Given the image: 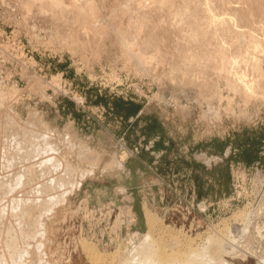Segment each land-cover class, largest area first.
<instances>
[{
	"label": "rangeland",
	"instance_id": "1",
	"mask_svg": "<svg viewBox=\"0 0 264 264\" xmlns=\"http://www.w3.org/2000/svg\"><path fill=\"white\" fill-rule=\"evenodd\" d=\"M76 1L78 15L65 7L68 2L0 0V121L14 114V122L46 128L56 155L79 170L76 187L65 183L71 190L44 217V264H92L82 243L127 260L147 232L146 212L157 217L156 246L173 235L197 248L224 222L234 231L233 218L241 210L250 213L249 229L236 239V251L222 253L224 264L264 262V52L242 46L250 35L263 44L264 17L253 12L254 28L241 26L251 31L245 36L241 24H232L239 31L232 26L226 39L223 23L215 21L218 29L206 22L205 13L200 12L207 18L198 15L208 6L226 20L229 11L214 7L215 0H171L162 9L155 0ZM231 3L250 10L242 0ZM140 5L138 12L134 7ZM150 34L154 39L142 44ZM228 38L241 45L230 47L234 41ZM216 40L227 46V59H236L232 67L242 71L237 74L247 72L245 79L251 78L259 93L245 100L208 73L201 57L214 54ZM204 82L217 83L210 87L221 100L206 97ZM201 155L214 159L210 164ZM38 259L32 254L23 264ZM100 259L110 264L107 257Z\"/></svg>",
	"mask_w": 264,
	"mask_h": 264
},
{
	"label": "bare ground",
	"instance_id": "2",
	"mask_svg": "<svg viewBox=\"0 0 264 264\" xmlns=\"http://www.w3.org/2000/svg\"><path fill=\"white\" fill-rule=\"evenodd\" d=\"M44 1L50 3L51 5H54V6H56L59 3L61 4L62 2L64 5H66V3H64V2L69 3V0L68 1L67 0H44ZM170 1L171 0H155L154 4H155L156 8L158 6L160 9H162V8H165V6L168 5V3ZM206 1L210 3V0H206ZM233 1H236V0H215V2L213 1L215 3V4L213 3L214 7H218L222 10L224 9L225 11L227 10V13L229 11L227 17H225V18H227L226 20H223L222 17H220L221 13H224V12H219L218 14H220L219 15L220 18L217 19L218 17L215 16V14H214L215 12H213V14H211V11H209L210 9L208 6H204L203 8L200 7V10L198 11L199 12L198 15H201V17H204L205 15L202 16V14H200V12L203 14L205 13L208 16L209 19H206L207 20L206 22L217 21V24H220V25L223 23L222 24V26H223L222 30L225 32L221 31L222 33H224L223 34L224 36L222 38H226L225 37V35L227 36L226 31L228 32L230 30H234L231 28L232 26H234L232 24H235V25L241 24V25H238V26H240L239 27L240 28L239 33L241 35L244 34V32H245V34H249L251 31L248 32L246 30H241V28L243 29V27H241V26H245V25L247 27L248 26L249 27L254 26L253 24L255 23V20H253L254 19L253 18L254 17L253 12H255V11H259V13H258L259 17H260V15H261V17H264V0H242L243 4H244V2L247 3L248 10L249 9L252 10L253 16L251 15V12H249L250 10L247 11V10H245V8L243 9L242 7L240 8V7L231 6L233 4L231 2H233ZM77 2L78 1H76V0H70V4L67 3L68 6H65V7L70 8V9L72 8L73 10H75L76 5H78ZM130 3L132 4L133 2H130ZM209 3L208 4L206 3L204 5H209ZM141 5H140V7H134V8H136L137 11H138V9L141 10V8H142ZM199 5H201V4H199ZM233 5L235 6V4H233ZM28 6H29V4H28ZM58 6H60V5H58ZM132 7H133V5H132ZM134 8H132L133 10L130 9V11L131 10L133 12L136 11ZM75 11H76L75 14L78 15L77 10H75ZM195 12L196 11H194L193 13H195ZM128 14H126V15H128ZM135 14H136V12H135ZM225 14H226V12H225ZM229 14H231L232 16H229ZM196 15H197V13H196ZM193 18H196V17L193 16ZM139 19H142V18H139ZM144 19L145 20H142L143 21L142 24L148 23L147 17ZM193 21H195V20H193ZM196 21H195V24L196 23L198 24L199 19L197 22ZM226 21H228V23ZM201 22H203V21L200 20V23ZM209 22H208V24H209ZM192 23H194V22H192ZM205 24H202V26ZM227 24L231 25V26L228 28ZM262 24H263V22H261V26L263 28L264 24L263 25ZM133 25L134 24L129 25L130 26L129 29H131V31H133V28L135 31L136 25H135V27ZM180 25L181 24H179V26ZM195 26H194V28H195ZM215 26L218 28V25H216V22H215ZM234 27H236V30H238L237 26H234ZM191 28H190V31L193 33ZM200 28L198 31H201ZM206 28H209V27L206 26ZM218 29H216V30H218ZM212 30H215V28ZM220 30H221V28H220ZM262 30H260V31H262ZM131 31H129V32L131 33ZM256 31H257V29H256ZM260 31H258V32H260ZM127 32H128V29L126 31V34H127ZM201 32H203V31H201ZM196 33L197 32L195 31V34H193V35H196ZM235 33H236V35L239 34V33H237V31ZM253 33H255V32H253ZM260 33H262V32H260ZM203 34H204V32H203ZM211 34L212 33H210V35L209 34L208 35L211 37ZM228 34H230V33L228 32ZM245 34H244V36H245ZM200 35H202V34H200ZM192 36H189V37H192ZM203 36L204 35H202V37ZM185 37H186V35H185ZM189 37H187V39ZM202 37H199V38H201V40L203 41L204 37L203 38ZM236 37H234V38H236ZM193 38H197V37L195 36ZM237 38H239V37H237ZM247 38H246V40H247ZM152 39H154V35L150 34V36H147V38H146V43H142V44L147 45V44H149V42L152 41ZM228 39H229V41L226 40L225 41L226 43H227V41L230 42V40H231L230 38H228ZM249 39L250 40L248 42L246 41L247 44L248 43L249 44L248 45L247 44L242 45V46H246V47H249L252 49L258 48V51L260 48V51L264 52V42L262 45L260 42H256L255 40H254L255 41L254 42L251 35H250ZM208 40L212 41L211 38ZM220 40H221V38H220ZM205 41H206V37H205ZM216 41H214V42H216ZM223 41H224V39H223ZM233 41L235 42L236 40L234 39ZM259 41H261V40H259ZM181 42H182V39H181ZM217 42H216V46H214L215 44L213 45V43H212V45L216 48V50H215L216 52L213 50L214 51L213 55H211L212 53L207 55V52H206L205 53L206 56L201 57V59L203 58L202 60H204V61L200 60L203 62V63L202 62L201 63L204 64L208 70L203 67L204 65L202 67L205 70H207L208 73L211 72L210 75H213L216 77V78L214 77V80L217 79V77H218V79L219 78L223 79L225 81V83L228 84V85L226 84V86H228L231 91H233V90L236 92L238 91L237 94H239V93H240V95L242 94L241 96L246 98L245 100L250 99L253 96V93H259L256 90V87L254 85L255 83L253 84L252 81H251L252 83L249 82V80L251 78L249 77L250 78L249 80H247V78L245 79V77L248 76V75H246L247 72H246L245 76H244V74L238 75L237 73L242 72V71H240L241 69L238 70L236 68L238 71H240V72H237L236 69H234L232 67L233 63H234V65H236L235 64L236 59L235 60L233 58L231 60H229V58L227 59V57L225 55V52L227 51V49H225V48L227 46H225V44H223L224 42L223 43L221 41H220V43H219V41H217ZM234 42H230L227 44L229 46L231 45L232 47H234V46H236V44H238V43H236L237 42L236 41L235 44L233 45ZM208 43H210V42H208ZM257 43H260V44H257ZM186 44H184L182 46V48L183 47L185 48ZM203 44H204V42H203ZM244 44H245V42H244ZM193 45H195V44L193 43ZM240 45L238 44V46H240ZM208 46H209V44H208ZM211 46H210V48H211ZM124 47H127L125 42H124L123 48ZM204 47L207 48L206 45ZM204 47H202V48L204 49ZM249 48H247V49H249ZM187 49H189V48H187ZM211 49H213V48H211ZM199 50L200 49L198 48V51ZM135 51H136V49H135ZM234 51H235V49H234ZM254 51H256V50H254ZM208 52H210V50H208ZM238 52H239V50H238ZM133 53H135V52H133ZM133 53L130 54L131 57H134L136 60L143 59L139 54H133ZM244 56H245V54H244ZM242 58H241V61H242ZM252 58H254V57H252ZM250 60H251V58H250ZM237 61H236V63H237ZM255 62H257V60H255ZM247 64H249V63H247ZM237 65H239V64H237ZM251 65L256 68L255 70L257 72H259L258 68H257V67H259V65L254 63V61L252 62ZM247 66H249V65H247ZM255 70L253 69V71H255ZM251 73H253V72H250V74ZM256 75L257 74L255 73V76ZM197 79H199V78H197ZM197 79H195V80H197ZM206 81H209V79L208 80L206 79L205 82ZM205 82L203 83V84H205L204 85L205 88H203V87L202 88L205 89V91H207V92L210 91V92L207 93V92L203 91L201 88H200L201 91L200 90L199 91L200 92L203 91V94H204V92H205V94L207 93L206 95H208V96H206V97H209V95H210V97L216 96L217 98L218 97L221 98L220 94L214 93L213 92L214 90H212V88H214L217 83L214 84L213 82H209V83H211L212 86H214L211 88L210 84H209V87H206L207 85ZM257 84L258 83H256V85ZM3 97H4V95L1 93L0 94V102L3 100ZM220 98H218V101L221 100ZM209 100H207V102H209ZM216 101H217V99H216ZM218 103L219 102H217L216 104H218ZM226 107H227V105H226ZM223 109H224V107H223ZM215 111H213V112H215ZM226 112H227V109H226ZM229 112H230V110H229ZM231 112H233V111H231ZM13 116H15V115L13 114ZM13 116H11V115L3 116L2 117L3 120L0 121V264H15V263L23 264V262H25L24 261L25 258H29L30 256L32 257V254L35 257H39V259H38L39 261L37 264H44L43 258H42L44 256V253H43V249L41 247V245H42V243H41L42 239L41 238L43 237L42 232H43L45 220H46L44 217H47L49 215L48 212H51L53 210V208H55V206L59 202L61 203L62 199L60 197L62 196V193H65L68 190H71L70 187L65 183L70 184L71 187H76V185L79 182L78 181V176H79L78 171L79 170L76 168V166L74 167V165H71L70 164L71 162L69 163V161L66 160L65 158L59 157L58 155H56V150L49 144L50 141L49 142L47 141V138H48L47 136L49 135L48 134L49 132H46L47 131V130H45L46 128H42L41 125H39V124L37 126H40L41 129H40V127H37V126L33 127L32 124L30 126L29 124L24 123L23 121L21 122L19 119H17V120H19L20 122H18L16 120H15L16 122H14ZM42 129H44L45 132ZM49 140H51V139H49ZM52 140H53V138H52ZM67 140H69L68 137H67ZM58 145H59V143H58ZM78 146H81L80 149L81 148L86 149V147L84 145L78 144ZM78 146L76 145V147H78ZM78 152H79V150H78ZM81 154H82V152H81ZM82 156L84 157V154ZM89 156H90V153H89ZM200 157L204 161H206L207 163H210V164L212 163V160L214 159V158L209 157V156L204 157L201 155ZM75 164L77 165V163H75ZM107 165H109V164L107 163ZM109 168H110V166H109ZM145 215H146L145 225H146L147 232L145 234H143L141 239L137 240V242L136 241L134 242V244L136 246L132 250L130 249L131 254L127 258V260L124 259L123 261H120V260H118V258L115 255L112 256L113 254H116V253H112V254H108V255L106 254L107 256L99 254L98 252L95 251L94 247L89 248L91 246H88L87 245L88 243L87 244L82 243V246L85 249L87 257H88L87 259L91 260L90 262H92V264H101L102 259H100V258H102V257H107L110 264H129V263H132V264H216V263L224 264L225 260L222 258V253L226 254V253H230L231 251L237 250V249H235L237 247L236 246V242H237L236 239L238 237H240L243 233H246L248 231L249 222H250L249 221L250 213L247 212V210L246 211L241 210L240 212L237 211L233 220H234V222L238 221V223H240V226L238 223H236V225L234 223L235 226H234V231H233V228H231L230 226H228L226 224V222H224V224H222V228L219 225L220 228H217V229L214 228L215 230L213 229V231L211 233H207V236L205 235L206 238L205 239L202 238L204 240H201L202 245H200L197 248L196 247L192 248V246H191L193 244V243L191 244V242H193L192 240L189 242L190 244H186V243L183 244L182 241L180 239H178L177 236H173V235H171L172 237L169 239L167 244H163L162 241H159V243L157 242L158 246H156V244H154L155 239L153 238L152 232H153V230L157 229L156 228L158 226L157 225V217L154 214L151 215L150 213H147V212ZM221 223H223V220ZM231 224H233V223H231ZM211 227L213 228V226H211ZM197 234H199V233H197ZM134 236L136 238L137 234H135ZM116 251L117 250H115V252ZM128 259H130V260L128 261ZM28 260L29 259H26V261H28ZM124 261H126V262H124ZM257 263H259V262H257ZM259 264H264V262H261Z\"/></svg>",
	"mask_w": 264,
	"mask_h": 264
}]
</instances>
